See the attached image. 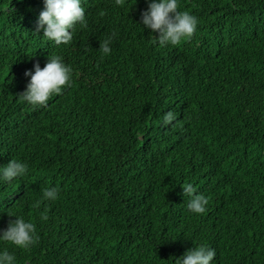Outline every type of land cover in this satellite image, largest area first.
<instances>
[{"label": "trees", "instance_id": "16d2710c", "mask_svg": "<svg viewBox=\"0 0 264 264\" xmlns=\"http://www.w3.org/2000/svg\"><path fill=\"white\" fill-rule=\"evenodd\" d=\"M178 4L198 17L179 44L138 23L148 0H82L87 23L57 45L44 0H0V165L29 166L0 182V229L22 215L38 236L0 241L17 264H174L200 244L212 264H264V0ZM53 55L71 83L34 106L25 71Z\"/></svg>", "mask_w": 264, "mask_h": 264}, {"label": "clouds", "instance_id": "9594fccd", "mask_svg": "<svg viewBox=\"0 0 264 264\" xmlns=\"http://www.w3.org/2000/svg\"><path fill=\"white\" fill-rule=\"evenodd\" d=\"M117 2L119 3L120 0ZM37 23L38 30H43V36L57 45L70 42L76 24L87 23L82 0H44V8L39 13ZM138 23L144 28L158 32L157 39L160 44L176 45L182 39L192 36L198 25V17L187 10H180L178 0H148V7L142 10ZM110 41L111 37L101 44L105 54L111 51ZM33 67L34 70L25 71V76L30 79L20 95L24 101L34 106L47 104L53 93H60L63 86L71 83L73 69L59 55L49 56L43 67L38 61ZM172 119L171 112L165 114L166 123ZM28 167V164L20 159H10L6 164L0 165V182L11 181L25 175ZM182 189L183 194L190 197L188 208L195 213H203L208 204V197L197 192L190 182L184 184ZM43 196L55 200L58 197V189L46 188ZM38 203L39 201L36 202L37 205ZM15 217L14 220L9 221L6 228L0 229V241L27 249L38 240L37 226L22 215ZM216 255L215 248L200 244L176 257L174 264H212ZM0 264H17L14 252L7 247L0 249Z\"/></svg>", "mask_w": 264, "mask_h": 264}]
</instances>
